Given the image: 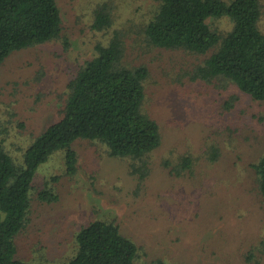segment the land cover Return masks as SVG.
Here are the masks:
<instances>
[{"label": "rangeland", "instance_id": "1", "mask_svg": "<svg viewBox=\"0 0 264 264\" xmlns=\"http://www.w3.org/2000/svg\"><path fill=\"white\" fill-rule=\"evenodd\" d=\"M58 1L69 48L41 45L0 66V139L8 152L20 160L31 139L60 118L70 81L96 55V44L114 32L93 29L95 8L103 2L112 6L113 29L124 33L128 60L150 68L147 108L163 143L151 152L150 176L138 187L129 160L109 156L99 142L77 141L79 173L60 178L58 201L33 209L18 238L19 258L66 264L81 227L104 219L138 243L136 264H248L247 253L264 241V202L252 168L264 155V102L233 84L193 80L203 56L148 47L143 26L154 14L152 0ZM210 22L222 32L232 26L228 19ZM213 146L221 151L215 162ZM187 153L194 157L193 171L171 175L165 161L176 164ZM63 156L43 164L38 179L62 175Z\"/></svg>", "mask_w": 264, "mask_h": 264}, {"label": "trees", "instance_id": "2", "mask_svg": "<svg viewBox=\"0 0 264 264\" xmlns=\"http://www.w3.org/2000/svg\"><path fill=\"white\" fill-rule=\"evenodd\" d=\"M152 1L154 14L143 26L148 47L203 56L193 80L233 84L264 102L262 0ZM219 19H228L231 28H215L210 21ZM114 26L111 4L99 3L93 29L114 32L107 42L96 44V55L68 85L60 118L31 139L20 160L0 139V264H29L19 258V235L29 228L35 207L59 200L60 178L73 179L79 173L77 141L99 142L109 156L129 160L138 187L150 176L151 152L163 143L162 128L147 108L150 68L128 60L124 33ZM55 42L70 46L58 0H0V66L14 54ZM57 154L64 155V173L39 180L40 167ZM220 155L213 146L210 160ZM164 165L171 175L182 177L193 171L195 161L187 153L178 163L166 160ZM252 168L264 202V155ZM76 243V253L66 264H136L140 253L138 243L114 220L97 219L82 226ZM261 255L264 241L247 253L246 262L262 264Z\"/></svg>", "mask_w": 264, "mask_h": 264}]
</instances>
